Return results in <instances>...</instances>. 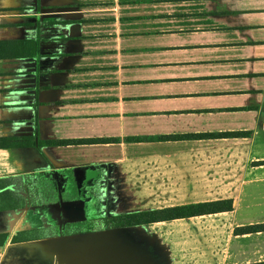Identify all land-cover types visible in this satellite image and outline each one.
<instances>
[{
    "label": "crops",
    "instance_id": "0c3cea01",
    "mask_svg": "<svg viewBox=\"0 0 264 264\" xmlns=\"http://www.w3.org/2000/svg\"><path fill=\"white\" fill-rule=\"evenodd\" d=\"M58 1L74 3L78 18L66 27L74 36L65 48L80 50L65 73L40 72L48 84L35 89L30 114L42 108L40 140L107 138L37 142L26 150L29 156L19 147L0 146V264H88L68 253L67 247L76 244L97 264H264V229L234 231L238 225L262 222L264 216L232 219L236 194L246 183L264 192V0ZM19 2L0 0V137L5 128L37 131L34 123L29 127L16 116L20 98L10 86L21 79L14 71L16 58L34 44L32 28L16 11ZM237 130L249 133L160 137ZM235 145H248L247 154ZM222 147L227 153L222 154ZM182 155L203 156L204 194H227L202 199L234 200L230 210L175 218L201 221L202 228H195L203 230L197 233L203 249L175 252L168 244L167 249L159 245L158 255L141 258L133 246H109L115 241L109 229L52 231L55 221L76 211L83 216L84 200L63 199L61 187L80 185L89 166H96L95 178L105 169L108 178H115L134 160L172 162ZM221 160L224 166L213 163ZM230 161H236L235 167ZM28 181L46 196L57 193L58 200L20 203L17 193L24 194L19 188ZM220 215L225 218L214 219ZM171 233L159 232L158 238L168 242ZM67 234L81 237L64 241ZM186 236H177V244Z\"/></svg>",
    "mask_w": 264,
    "mask_h": 264
},
{
    "label": "rangeland",
    "instance_id": "374dc122",
    "mask_svg": "<svg viewBox=\"0 0 264 264\" xmlns=\"http://www.w3.org/2000/svg\"><path fill=\"white\" fill-rule=\"evenodd\" d=\"M235 147L239 148L242 154H247L248 145H235ZM99 148L103 147H78L76 149L78 151L80 149L97 150ZM210 148L212 151H218L217 147L210 146ZM222 152V154L227 153V151H224L223 147ZM203 162L202 155H195L193 159L190 157L188 158L186 155H182L178 160L172 162L170 159L149 161L134 160L126 164V171H123V168L120 169L121 171H119L118 174L119 178L117 176H115V178L109 176L108 178L107 174L109 171L104 170L101 179L107 191L102 200H106L108 212L112 214L125 210L142 209L143 207L151 208L167 204L204 200L202 198L211 197L213 195H227L226 193L204 194L202 192V182L204 180L202 177L204 170ZM235 162L230 161V165L235 167ZM213 163H221L222 166H224L225 161L221 160ZM117 166H119V164H117ZM216 168L218 169V167ZM253 187L258 188L259 186L254 185V183H246L243 186V192L236 194L238 199L236 206L237 211L232 215V219L236 217L248 219L251 217L264 216V192L252 190ZM224 218L225 215L214 217L217 221ZM193 220L194 221H190L186 218H174L171 220L158 221L153 224V227H148L146 224L127 226L124 227L122 231H118V233H114L113 236H111L114 237L115 241H113L114 243H111V245L109 243V246H114L116 245L115 243H121L135 248L140 243L141 250H143L151 243L155 246L160 245L164 249H167L166 246L168 244L171 246V250L175 252H187L192 247L203 249V238L201 235L197 234H202L203 230H196L195 228H202V223L199 219ZM197 223L201 224L196 225ZM171 231L172 233L168 236V242H166L161 235L160 237L163 242H159V239L161 240V238H158L159 232L168 234ZM195 233L197 234V238L193 239L192 237ZM181 235L187 236L185 238L179 237L177 244V236ZM189 235L192 237H189Z\"/></svg>",
    "mask_w": 264,
    "mask_h": 264
},
{
    "label": "water",
    "instance_id": "95a60500",
    "mask_svg": "<svg viewBox=\"0 0 264 264\" xmlns=\"http://www.w3.org/2000/svg\"><path fill=\"white\" fill-rule=\"evenodd\" d=\"M20 1L21 2L16 5L20 10L16 11L21 13L20 15H22V17H25L28 25L32 28L34 44H31L30 54L21 55L16 58L18 62L14 65V71H18L16 75L20 76L21 79L10 86L15 88L17 92L14 93L20 98L18 100V104H20L18 106L19 114L16 116H18L19 119L26 118L24 122H29V127H32L34 121L27 120L28 116L25 111L31 109V106L34 105L35 89L43 84H48V82H43L42 78L45 74L41 75L40 72L45 70L47 74H53L54 71L57 70L62 72V74L65 73L70 63L76 59L77 52L80 50V48L72 50L65 48V44L68 42L69 37L74 36V34L66 31V27L70 23V20L77 19L78 15H74V11H72L75 7L72 2L66 3L58 0ZM46 42L50 43V46L44 47V43ZM63 59L66 60V62L64 64H59L60 60ZM58 83L59 82H49L51 85H56ZM21 104L26 105L23 106ZM27 133L31 134L32 131L30 130ZM34 135L37 143L39 134L37 131H34ZM29 147L20 149L27 153L26 150L31 149ZM43 148L44 147L41 149L44 151ZM79 217L80 215H77L69 217L68 219ZM77 237H81V234H67L63 236V239L66 241ZM67 248L68 253L70 255L72 254L76 260L78 259L88 264H97L98 262L87 255L84 251V247L78 244H76L74 249Z\"/></svg>",
    "mask_w": 264,
    "mask_h": 264
},
{
    "label": "flooded vegetation",
    "instance_id": "af4514ba",
    "mask_svg": "<svg viewBox=\"0 0 264 264\" xmlns=\"http://www.w3.org/2000/svg\"><path fill=\"white\" fill-rule=\"evenodd\" d=\"M60 37V36H59ZM61 62V61H60ZM30 115V111L27 110L25 111L27 113V120L28 121H34L35 124V130L39 133V129L41 126V119L39 117V113H42V108H37L34 110ZM24 112V111H23ZM43 119V118H42ZM19 121L24 122L26 121V118H21ZM5 134L3 135L4 137L9 139V142H13V147H19L24 149L25 147H29L31 145H36L35 141V135L33 133L29 134L28 129H21L19 131L5 128ZM26 132V133H25ZM47 139V138H45ZM44 140V139H42ZM39 145L46 144L40 142V139L38 137L37 140ZM50 145V144H48ZM91 165V164H89ZM89 169H86V175L85 178L83 179L82 183L80 185H77L75 182L73 184L65 185L64 187H61V195L63 199H80L82 198L84 200L83 202V213L81 218H75V219H68L69 217L77 216L80 215L79 211H76L75 214H71L67 216V218L63 222H58L55 221L52 226V231L57 232L60 229H62L64 232L67 233H74V232H99L102 233L105 230H110L112 233H110V238L113 236L114 233H118V231H122L124 227H129V226H136V225H141V224H136V225H119V226H114L110 225L112 220L111 218L117 214H122L125 212L129 211H134V210H139V209H134V210H125L122 212H117V213H112L110 214L108 212V206L106 204V200H102L104 198V194L106 193L107 189L102 183V176L96 177L94 174H96V169H92V167L96 166H89ZM93 170V171H92ZM106 170V169H105ZM107 171V170H106ZM105 173V172H104ZM109 173V172H108ZM108 175V174H107ZM19 188V187H17ZM20 190L24 192V194L18 192L17 194L19 195V202L20 203H31L33 201H39L40 202H46V201H53V200H58L57 193H51L49 195H45L43 192H40V187L32 183V181H28V185L26 183L23 184V186L20 185ZM16 193V192H15ZM35 198V199H34ZM64 201V200H63ZM146 209V208H142ZM69 214V211L68 213ZM54 220V218H52ZM56 219V218H55ZM57 220V219H56ZM154 222V221H151ZM149 222V223H151ZM147 224V223H146ZM102 235V234H100ZM114 238V237H113ZM111 245V243H110ZM136 249H139L140 252V257H144L145 255L151 254L153 255H158L157 251V246L153 244H149L141 250V244L137 247ZM138 250V251H139Z\"/></svg>",
    "mask_w": 264,
    "mask_h": 264
},
{
    "label": "trees",
    "instance_id": "16d2710c",
    "mask_svg": "<svg viewBox=\"0 0 264 264\" xmlns=\"http://www.w3.org/2000/svg\"><path fill=\"white\" fill-rule=\"evenodd\" d=\"M31 50L26 54H30ZM20 54V55H26ZM249 133L244 130L237 131H211V132H197V133H181V134H169L161 135L160 137H174V138H184V137H199L202 135L207 136H231V135H244ZM107 137L99 138H47L40 140L42 143L56 145V144H67L75 142H89L92 139H106ZM0 146H12L14 143L9 142V139L2 136L0 137ZM234 207V200L231 196L219 197L212 199H204L197 201H188L182 203H175L171 205L156 206L146 209H139L134 211L125 212L122 214H117L111 218L112 222L110 225H136V224H146L151 221L159 220H170L173 218L180 217H190L194 215H201L206 213H213L218 211L230 210ZM264 229V221L248 223L243 225H238L234 227V231L237 233L250 232L256 230Z\"/></svg>",
    "mask_w": 264,
    "mask_h": 264
}]
</instances>
